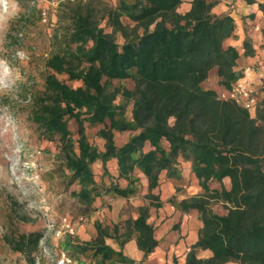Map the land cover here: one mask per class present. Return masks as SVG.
<instances>
[{"label": "trees", "instance_id": "1", "mask_svg": "<svg viewBox=\"0 0 264 264\" xmlns=\"http://www.w3.org/2000/svg\"><path fill=\"white\" fill-rule=\"evenodd\" d=\"M95 1L106 4L81 0L60 16L67 25L55 30L42 89L27 93L28 123L35 142L60 148L64 176L68 186L77 185L71 195L84 215L98 211L108 197H139L142 186L150 204L113 227L96 221L89 242L66 235L62 251L75 264H145L160 243L149 222L151 210L164 206L156 192L164 178L179 180L185 173L203 193L167 203L182 214L198 213L202 222L186 264H264V98L253 114L222 97L242 77L235 71L240 51L229 44L236 36L235 20L229 13L214 14L213 0H192L185 13L180 12L185 0H118L98 20ZM259 9L264 13V2ZM243 49L244 56L255 55L249 39ZM212 73L221 92L207 86ZM58 75L80 85L72 87ZM114 82L133 87H114ZM96 127L102 149L87 136ZM126 132L133 135L119 146L116 135ZM214 204L226 214L216 213ZM10 222L5 243L35 264L43 233L22 232L13 216ZM132 240L143 253L141 262L124 252ZM201 251L212 256L201 258Z\"/></svg>", "mask_w": 264, "mask_h": 264}, {"label": "rangeland", "instance_id": "2", "mask_svg": "<svg viewBox=\"0 0 264 264\" xmlns=\"http://www.w3.org/2000/svg\"><path fill=\"white\" fill-rule=\"evenodd\" d=\"M81 0H60L53 4L50 0H37L35 4H19L16 0H0V264H29L25 257L15 253L5 243L4 237L11 231L10 216L18 222L22 232H42L41 241L35 257L39 254L42 244L50 251V257H43L41 264H54L57 254L62 251L63 239L66 235L80 242H89L95 237L94 223L100 221L103 225L113 227L137 214L141 206L149 205L145 200V187H141L142 194L129 201L105 198L99 204V210L84 215V211L77 200L71 195L77 185L68 186V179L64 176L63 155L56 143L46 140H36L35 133L28 123L30 100L27 93L41 90L44 75L47 74L46 60L53 51L54 33L67 22L60 16L71 13ZM90 0H83L88 3ZM95 1L92 5L94 16L98 20L107 9H114L118 0ZM186 5H182L184 13ZM46 11L48 22H42V12ZM124 23H129L123 19ZM107 33L111 28L102 22ZM236 37V36H235ZM118 41L123 38L118 35ZM64 83L77 87L80 84L69 81L65 75H58ZM216 74L212 73L208 87L220 91ZM114 87L132 89L128 82H114ZM221 92V91H220ZM131 119V112L127 114ZM72 129L75 125L72 124ZM99 127L89 128L87 136L90 141L102 149L103 141L97 136ZM7 134L4 140L3 136ZM133 134L118 133L116 141L123 145ZM25 147L30 151L23 150ZM100 170V167H97ZM113 169V168H112ZM183 173L188 170L182 167ZM67 174V172H66ZM179 180H169L166 187L156 192L158 196L168 202L170 199L182 200L203 193L193 175H185ZM168 178H164V181ZM165 186V185H164ZM213 210L225 213L221 204H214ZM153 216L156 210H151ZM159 211V210H157ZM67 225L73 230L68 232ZM154 225V224H153ZM170 229V228H169ZM162 227L165 251H159V258L151 260L150 264L165 261L169 255L172 264H179L175 247L184 240L180 224L171 225V230ZM70 231V230H69ZM62 233L58 237V233ZM109 243L112 242L109 240ZM169 247V248H168ZM170 252V254H168Z\"/></svg>", "mask_w": 264, "mask_h": 264}, {"label": "crops", "instance_id": "3", "mask_svg": "<svg viewBox=\"0 0 264 264\" xmlns=\"http://www.w3.org/2000/svg\"><path fill=\"white\" fill-rule=\"evenodd\" d=\"M216 2V6L213 9V13L216 15H221L225 13H229L233 19L235 20L237 31L236 37L229 40V44L236 47L241 54L240 59L238 60V64L235 67V71L241 73L243 78L247 76L249 81H253L252 83L258 89L257 91V99L258 104L264 98V87L260 88L264 85V81L258 80L256 76V71L258 70L261 64H264V48L262 47L264 37L262 35L264 31V13L259 9V4L263 3L264 0H255L254 4H249L246 0H213ZM187 7L184 8V13L189 11L191 8L192 0H185L183 5ZM182 9V6H181ZM180 9V10H181ZM260 24L262 26V31L255 30V26ZM246 39H249L252 42L253 48L255 50V55L251 57L244 56L243 43ZM220 91H222L220 89ZM189 164H184L185 168H189ZM165 176V175H164ZM169 180H165L162 187H166L169 184ZM165 185V186H164ZM161 201L164 203L163 208L156 210V215L153 216V213L150 218V223L154 224L156 228V236L159 240V247L155 250V252L150 255L145 261V264H150L151 260L155 258H159V251L166 249L164 248L163 242V233L162 227H166L165 231L171 230V225L174 223H180L181 226V234L185 237L183 241L176 247L174 245L170 246V249L173 250L175 247L178 249L176 251V257H178L179 264H186V256L190 250V247L194 245L198 240V232L202 228V222L199 219V215L196 212L191 214H182L175 209H173L162 197ZM225 213H221L224 215ZM137 216L134 215V218ZM170 228V229H169ZM161 233V234H160ZM112 242V241H111ZM114 249L120 250L119 246L114 242L109 243ZM169 248V247H168ZM124 252L127 256L131 257L137 262H141L143 260V253H141L136 245V241L132 240L124 247ZM170 254V252H168ZM212 256L210 251H201V258H208ZM171 255L165 261H158L154 264H172ZM159 260H161L159 258ZM75 264V263H74ZM235 264V263H229Z\"/></svg>", "mask_w": 264, "mask_h": 264}, {"label": "built area", "instance_id": "4", "mask_svg": "<svg viewBox=\"0 0 264 264\" xmlns=\"http://www.w3.org/2000/svg\"><path fill=\"white\" fill-rule=\"evenodd\" d=\"M37 0H35L36 2ZM40 1V0H39ZM53 4H58L60 0H50ZM35 4V3H34ZM42 22L47 23L48 22V16L47 12H42ZM255 30L262 31V26L260 24H257L255 26ZM256 76L258 80L264 81V64H261L256 71ZM253 81H249L247 79V76H244L243 78H240L237 83L233 86V88L230 91L225 92L222 97L223 98H229L236 102L238 105L244 107L251 113L255 114L256 107L258 105V99H257V91L258 89L255 87V85L252 83ZM68 232L73 234V230L69 228L67 225ZM61 232L58 233V237L61 236ZM50 257V251L46 247L45 244H42L39 254L35 257V264H41L43 257ZM54 264H74L70 256L65 251H60L54 261Z\"/></svg>", "mask_w": 264, "mask_h": 264}, {"label": "bare ground", "instance_id": "5", "mask_svg": "<svg viewBox=\"0 0 264 264\" xmlns=\"http://www.w3.org/2000/svg\"><path fill=\"white\" fill-rule=\"evenodd\" d=\"M4 140L7 138V134L3 136Z\"/></svg>", "mask_w": 264, "mask_h": 264}]
</instances>
